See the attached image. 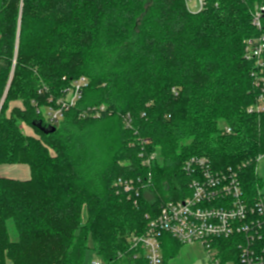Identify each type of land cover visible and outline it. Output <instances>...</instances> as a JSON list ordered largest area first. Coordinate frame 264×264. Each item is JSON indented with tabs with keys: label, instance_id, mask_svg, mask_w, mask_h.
<instances>
[{
	"label": "trees",
	"instance_id": "obj_1",
	"mask_svg": "<svg viewBox=\"0 0 264 264\" xmlns=\"http://www.w3.org/2000/svg\"><path fill=\"white\" fill-rule=\"evenodd\" d=\"M257 5L264 0H205L199 12L186 0H0V165L30 171L0 176V264H83L89 239L105 264H147L127 238L163 202L189 195L183 163L192 156L239 169L256 196L264 110L247 111L261 88L244 55L245 41L264 35V14L261 29L253 25ZM79 77L82 99L46 132L43 109ZM17 100L22 108L7 111ZM140 138L160 153L148 169ZM149 171L136 204L116 193V179ZM162 238L169 264L180 242Z\"/></svg>",
	"mask_w": 264,
	"mask_h": 264
},
{
	"label": "built area",
	"instance_id": "obj_2",
	"mask_svg": "<svg viewBox=\"0 0 264 264\" xmlns=\"http://www.w3.org/2000/svg\"><path fill=\"white\" fill-rule=\"evenodd\" d=\"M195 3L197 12L205 7V0H195ZM263 14L264 6L257 5L252 13L257 29H261ZM245 48L244 59L256 62L257 69L252 76L256 87L261 88L257 102L247 111L261 113L264 110V35L246 40ZM87 85L85 77L76 78L58 99H50L51 104L44 109L49 125L56 126L64 113L74 108ZM103 110L104 106L93 115L99 117ZM123 123L127 129H133L130 114L124 117ZM140 143L141 167L151 168L160 161V153L149 147L151 139L140 138ZM250 161L241 167L248 166ZM255 163L257 166L264 163V153L255 158ZM183 171L189 178L186 186L189 195L165 201L156 216H146L145 231L128 238L137 256L143 255L147 264H163L162 236L169 234L180 243H199L205 252L206 264H264V193L258 191L256 196L248 195L243 189L239 169L216 170L206 156L185 160ZM151 176L149 171L146 177H119L114 181V189L117 194L134 198L136 204L141 190L152 185ZM92 264L105 263L98 257Z\"/></svg>",
	"mask_w": 264,
	"mask_h": 264
},
{
	"label": "rangeland",
	"instance_id": "obj_3",
	"mask_svg": "<svg viewBox=\"0 0 264 264\" xmlns=\"http://www.w3.org/2000/svg\"><path fill=\"white\" fill-rule=\"evenodd\" d=\"M195 0H186V6L193 12H197V7H195ZM21 107L22 108V102L17 100L16 102H12L9 104V108L7 111H9L13 107ZM43 109V108H42ZM42 113L44 116L46 115L45 110L43 109ZM58 125V124H57ZM222 126L227 130L226 125L223 123ZM25 134L28 135H36L33 128L23 127ZM256 173L258 174V177L261 178V188L259 191L264 193V163L257 166ZM25 168L26 171H22ZM28 172V173H27ZM0 175H6V176H29L30 172L28 171V167L25 164H18V165H9L4 164L0 165ZM128 239V238H127ZM129 242V239H128ZM93 242L89 239V249L85 253L86 257L84 259L83 264H92L94 259H97L98 256L95 255L94 251H92ZM178 254L172 258V260L169 262V264H206V255L203 251V248L201 245L197 242H194L193 244H184L180 243L178 247Z\"/></svg>",
	"mask_w": 264,
	"mask_h": 264
},
{
	"label": "crops",
	"instance_id": "obj_4",
	"mask_svg": "<svg viewBox=\"0 0 264 264\" xmlns=\"http://www.w3.org/2000/svg\"><path fill=\"white\" fill-rule=\"evenodd\" d=\"M17 165V164H16ZM26 165V164H25ZM28 167V166H27ZM23 170L22 171H26V169L25 168H22ZM28 171H29V168H28ZM30 172V171H29ZM28 173V172H27ZM0 176H2V175H0ZM4 176V175H3ZM9 177H12V178H14V179H22V180H25V179H28L29 177H30V175L29 176H27V175H25V176H9Z\"/></svg>",
	"mask_w": 264,
	"mask_h": 264
},
{
	"label": "water",
	"instance_id": "obj_5",
	"mask_svg": "<svg viewBox=\"0 0 264 264\" xmlns=\"http://www.w3.org/2000/svg\"><path fill=\"white\" fill-rule=\"evenodd\" d=\"M50 127H51V128H48V129L46 130V132H51V131H55V130H56V127L51 126V125H50Z\"/></svg>",
	"mask_w": 264,
	"mask_h": 264
}]
</instances>
